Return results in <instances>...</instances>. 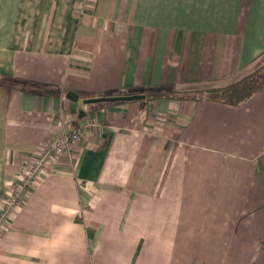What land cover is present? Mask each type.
Returning <instances> with one entry per match:
<instances>
[{
    "label": "crops",
    "instance_id": "crops-1",
    "mask_svg": "<svg viewBox=\"0 0 264 264\" xmlns=\"http://www.w3.org/2000/svg\"><path fill=\"white\" fill-rule=\"evenodd\" d=\"M261 57L264 0H0V195L78 131L14 211L0 264H264V86L237 105L146 96Z\"/></svg>",
    "mask_w": 264,
    "mask_h": 264
},
{
    "label": "built area",
    "instance_id": "built-area-1",
    "mask_svg": "<svg viewBox=\"0 0 264 264\" xmlns=\"http://www.w3.org/2000/svg\"><path fill=\"white\" fill-rule=\"evenodd\" d=\"M77 138L78 131H64L54 142L42 145L37 155L22 159L20 169L9 183L7 193L0 195V235L9 225L14 211L25 201L30 184L44 173L56 158L68 151Z\"/></svg>",
    "mask_w": 264,
    "mask_h": 264
},
{
    "label": "trees",
    "instance_id": "trees-1",
    "mask_svg": "<svg viewBox=\"0 0 264 264\" xmlns=\"http://www.w3.org/2000/svg\"><path fill=\"white\" fill-rule=\"evenodd\" d=\"M264 86V73L257 70H251L249 73L241 76L235 81L226 83L221 86L203 85L202 87H195L194 96H172L169 91H158L152 98H175V99H191L197 100L200 98H207L209 100L222 101L229 105H237L252 96L257 90ZM171 92L181 93L186 91H178L172 89ZM146 96L150 97L148 94Z\"/></svg>",
    "mask_w": 264,
    "mask_h": 264
},
{
    "label": "water",
    "instance_id": "water-1",
    "mask_svg": "<svg viewBox=\"0 0 264 264\" xmlns=\"http://www.w3.org/2000/svg\"><path fill=\"white\" fill-rule=\"evenodd\" d=\"M67 97L72 101H76L78 98V94L73 91L67 92ZM145 97L144 94L136 93V94H127V95H109V96H101L95 98L85 99V103H93V102H113V101H129V100H137L143 99Z\"/></svg>",
    "mask_w": 264,
    "mask_h": 264
},
{
    "label": "rangeland",
    "instance_id": "rangeland-1",
    "mask_svg": "<svg viewBox=\"0 0 264 264\" xmlns=\"http://www.w3.org/2000/svg\"><path fill=\"white\" fill-rule=\"evenodd\" d=\"M253 70H257V71H260L261 73H264V57H261L254 64ZM192 87H195V86H191L188 90H186V92H182V94L181 93H176V92H171L172 87H163V88H160V89L150 90V91H147L146 94H148L151 99L158 93V91H161V90L169 91V94L171 93L172 96H181V95L194 96L195 92H197V91L194 90V88H192ZM82 102H84V100H82Z\"/></svg>",
    "mask_w": 264,
    "mask_h": 264
}]
</instances>
